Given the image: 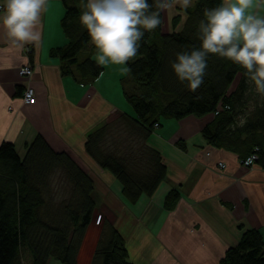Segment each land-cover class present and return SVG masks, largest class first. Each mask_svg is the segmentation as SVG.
<instances>
[{"label":"trees","instance_id":"obj_1","mask_svg":"<svg viewBox=\"0 0 264 264\" xmlns=\"http://www.w3.org/2000/svg\"><path fill=\"white\" fill-rule=\"evenodd\" d=\"M87 0H62L61 28L68 43L50 51L59 60L63 75L82 85L94 83L104 72L96 63L98 53L87 30L79 23ZM222 0H196L185 13L178 32L164 34L162 24L145 32L137 56L128 62L133 91L124 88V98L135 116L123 113L91 132L85 141L87 155L121 185L124 201L135 205L151 197L166 178L161 153L148 144L156 125L163 120L215 115L202 136L208 145L238 155L240 160L255 155L264 169V100L251 87L245 70L229 60L209 55L204 83L197 91L178 80L171 68L177 53L200 46L199 20L205 7ZM152 4L153 0H149ZM162 19V13H161ZM240 77L237 87L232 86ZM249 103L256 104L248 123L230 127ZM178 190L164 202L175 209ZM94 179L68 153L54 151L42 136L26 145L21 157L14 144L0 146V264H77L80 248L97 210ZM92 264H132L122 234L104 219ZM220 264H264V241L257 230H247L239 243L229 248Z\"/></svg>","mask_w":264,"mask_h":264},{"label":"crops","instance_id":"obj_2","mask_svg":"<svg viewBox=\"0 0 264 264\" xmlns=\"http://www.w3.org/2000/svg\"><path fill=\"white\" fill-rule=\"evenodd\" d=\"M258 11L264 15V8ZM64 13L62 0H48L40 42L19 50L10 49L0 26V146L12 143L23 157L26 145L42 136L54 151L68 153L94 179L97 211L104 210L124 237L132 264H220L245 231H259L264 241V169L257 164L245 168L237 154L208 145L202 131L215 119L213 114L161 121L148 144L161 153L166 178L151 197L143 196L135 205L124 201L118 181L87 155L85 141L91 132L127 113L119 104L120 95L126 80L133 83L123 71L126 66L116 69L109 63L90 85L62 74L50 51L68 43L61 28ZM176 17L180 32L185 11L176 5L171 14L162 12L164 34L173 32ZM26 65L33 69L29 78L19 73ZM27 86L36 92L34 105L22 101ZM172 190L179 191L180 199L167 211L164 202Z\"/></svg>","mask_w":264,"mask_h":264},{"label":"clouds","instance_id":"obj_3","mask_svg":"<svg viewBox=\"0 0 264 264\" xmlns=\"http://www.w3.org/2000/svg\"><path fill=\"white\" fill-rule=\"evenodd\" d=\"M48 0H3L0 4V26L5 30L10 49L39 43L40 24ZM176 5L185 12L193 0H87L79 23L87 30L98 50L96 63L126 66L140 49L145 32L162 24L161 13L171 14ZM264 0H222L205 7L199 20L197 38L200 46L177 53L171 68L188 89L197 91L207 74L208 57L215 55L241 66L251 87L264 100ZM125 73L131 69L124 67ZM256 104L249 103L230 127L243 128Z\"/></svg>","mask_w":264,"mask_h":264},{"label":"rangeland","instance_id":"obj_4","mask_svg":"<svg viewBox=\"0 0 264 264\" xmlns=\"http://www.w3.org/2000/svg\"><path fill=\"white\" fill-rule=\"evenodd\" d=\"M109 64L114 66L116 69H119L117 65L111 64V63H109ZM129 82L130 81L126 80L123 84L127 87V89L129 91H133V87L131 86V83H129ZM131 82H134V81L131 80ZM120 98H121V103H119V104L122 105L123 109L126 110V112L129 113L130 115L135 116L132 107L127 103L123 94L120 95ZM163 121H165V120H163ZM117 185H119L121 187L119 182H117ZM104 219H107L106 218V212L104 210H101V209H99L98 211L96 210V214H95L94 219H93V224L91 225L90 228H88V231L85 235L87 237L84 238L85 243H82V246L80 248V252L78 255L79 256V264H88L89 263L88 259H90L93 256V255L92 256L90 255L91 254L90 249L93 245V242H95L96 240L98 241V239H99L101 226H102ZM92 254H93V252H92ZM50 264H60V263L55 261V260H51Z\"/></svg>","mask_w":264,"mask_h":264},{"label":"built area","instance_id":"obj_5","mask_svg":"<svg viewBox=\"0 0 264 264\" xmlns=\"http://www.w3.org/2000/svg\"><path fill=\"white\" fill-rule=\"evenodd\" d=\"M19 73L22 77H25V78L31 77L33 73L32 66L30 65L23 66L22 68H20ZM36 100H37V97H36V92L34 88L30 86L25 87L22 93V101L24 102V104L34 105L36 103ZM157 126L158 125H156L155 127ZM256 160H257V157L255 155H252L245 160H240V163L245 168H251L256 165ZM219 168L224 170L226 166L225 164L220 163Z\"/></svg>","mask_w":264,"mask_h":264}]
</instances>
